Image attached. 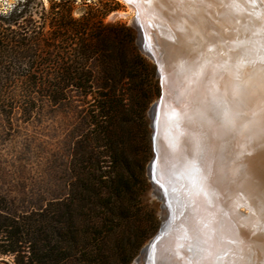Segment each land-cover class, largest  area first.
<instances>
[{"label":"trees","instance_id":"trees-1","mask_svg":"<svg viewBox=\"0 0 264 264\" xmlns=\"http://www.w3.org/2000/svg\"><path fill=\"white\" fill-rule=\"evenodd\" d=\"M27 2L0 15V108L14 86L55 105L77 94L86 106V128L74 144L63 197L30 210L0 194V258L10 256L14 264H130L158 229L145 204L152 152L146 112L160 95L156 66L138 49L132 27L104 22L109 11L91 9L76 18L75 0H60L51 6L56 17L49 40L74 45L73 56L32 63L34 70L50 66L52 72L19 80L6 67L8 58L40 51L44 41ZM114 3L112 10L121 7Z\"/></svg>","mask_w":264,"mask_h":264},{"label":"bare ground","instance_id":"bare-ground-1","mask_svg":"<svg viewBox=\"0 0 264 264\" xmlns=\"http://www.w3.org/2000/svg\"><path fill=\"white\" fill-rule=\"evenodd\" d=\"M174 1L177 30L152 28L165 94L151 110L166 111L161 149L180 199L167 264H244L243 250H264V70L249 54L264 53V0Z\"/></svg>","mask_w":264,"mask_h":264},{"label":"rangeland","instance_id":"rangeland-1","mask_svg":"<svg viewBox=\"0 0 264 264\" xmlns=\"http://www.w3.org/2000/svg\"><path fill=\"white\" fill-rule=\"evenodd\" d=\"M26 1H28L26 3L28 15L35 23V32H39L44 41L37 49L40 51L27 53L20 58H8L6 67H9L12 75L19 76V80H23L24 75L45 76L47 72H52L50 66L34 70L30 68L32 63L43 60H69L73 56L74 49V45L70 43L66 45L49 40L52 32L50 22L56 17V14L51 12V6L60 0H0V15L9 14L14 6H21ZM66 1L68 5L72 2V0ZM114 1L121 6L117 10H112L115 7ZM75 7L73 16L76 18L91 9L99 12L109 11L104 22L124 23L132 27L136 32L137 47L138 42L149 50L160 46L154 31V33L140 31L132 24L134 12L120 0H75ZM12 29L20 31L18 26H13ZM31 33L28 32L29 35ZM45 40L55 47L48 49ZM143 55L146 57L145 54ZM8 91L11 93L5 95L6 105L0 108V194L20 208L37 209L45 206L49 201L63 197L67 186H70V161L74 144L86 128L83 119L86 106L77 94H71L67 101L55 105L37 92H21L19 86H14ZM159 97L160 95L153 98L146 112L151 136L153 134V145L145 169L148 186L145 204L154 213L158 221V229L143 244L130 264L141 255L142 250L155 238L158 231L165 228L168 231L162 244L155 248L143 264H167L173 258L171 257L173 251L171 247L169 248L167 240L176 223V211L179 209L180 199L178 184L175 182L173 172L170 173L167 168V157L161 149L164 146L162 138L166 133V111L151 110L159 101ZM14 100H16L15 104H13ZM20 100H26L28 104L23 105ZM18 101L19 104L16 103ZM155 156L157 158L152 168H149V163ZM169 250L172 252L170 253ZM0 264H14L13 258L1 257Z\"/></svg>","mask_w":264,"mask_h":264},{"label":"water","instance_id":"water-1","mask_svg":"<svg viewBox=\"0 0 264 264\" xmlns=\"http://www.w3.org/2000/svg\"><path fill=\"white\" fill-rule=\"evenodd\" d=\"M120 1L124 2V0H120ZM174 2H175L174 0L173 1L172 0H148L147 3H144L143 0H141V2L137 6H133L125 2L124 3L128 6V8L132 12H134L132 24L140 31H152L153 32L154 30L152 28H154L157 24L165 25L167 28L169 29L171 28L175 31L177 30L175 20L178 18V14L176 13ZM138 10L140 13L139 18H137ZM175 31L173 33L177 35ZM137 44L142 54H145L146 57L152 60L153 64L156 66L157 78L159 79V84L161 87V94H160L159 101H158V103L160 104V102L164 100V94H165V89H164V85L162 81L161 66H160V62H161L160 58H163L164 52L162 51L159 45L156 49L149 50L148 48L143 46L141 42H138ZM180 50L184 55H187L186 56L187 58L190 56V53H191L190 50H187L186 48L184 50L182 49ZM249 54H251V56L254 55V57L252 56V58L261 62V65L263 64L262 68L264 70V53L257 54V56H256V52L254 53L250 52ZM187 61L190 65L193 64V61L190 58H188ZM263 75H264V71H263ZM151 128H152V125H151ZM259 135L261 137V134ZM152 145H153V134H152ZM156 158L157 156H155V158L152 159L151 163L149 164L151 165ZM257 186H260L256 190L257 196H259V198L260 197L263 198L264 197V181H260L259 185ZM243 212L246 213V211L244 210ZM163 230L164 229L158 231L159 232L158 234H160ZM157 235H155V237ZM263 249H264V245H263ZM259 252H260L259 254H254V253L244 252L243 250L241 254L239 253V257L241 255L240 257L242 260L241 262L244 261V264H263L264 263V250L263 251L259 250ZM257 258H260V260H257Z\"/></svg>","mask_w":264,"mask_h":264},{"label":"snow or ice","instance_id":"snow-or-ice-1","mask_svg":"<svg viewBox=\"0 0 264 264\" xmlns=\"http://www.w3.org/2000/svg\"><path fill=\"white\" fill-rule=\"evenodd\" d=\"M125 3L133 5V6H137L141 0H124ZM144 3H147L148 0H143ZM139 10L137 11V18H139Z\"/></svg>","mask_w":264,"mask_h":264}]
</instances>
